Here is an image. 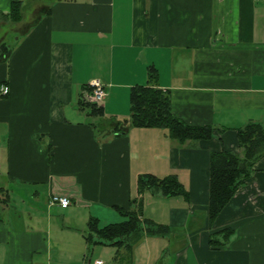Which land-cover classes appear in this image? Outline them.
Returning <instances> with one entry per match:
<instances>
[{
    "label": "crops",
    "instance_id": "crops-1",
    "mask_svg": "<svg viewBox=\"0 0 264 264\" xmlns=\"http://www.w3.org/2000/svg\"><path fill=\"white\" fill-rule=\"evenodd\" d=\"M1 26L12 30L0 35V264H264V157L209 221L211 154H238V130L264 123V0H0ZM151 69L173 115L212 139L97 135L91 83L105 86L104 117L122 121ZM146 175L176 176L189 194H142L141 220L170 232L131 254L89 245L90 220L125 222L118 209L137 207Z\"/></svg>",
    "mask_w": 264,
    "mask_h": 264
},
{
    "label": "trees",
    "instance_id": "trees-1",
    "mask_svg": "<svg viewBox=\"0 0 264 264\" xmlns=\"http://www.w3.org/2000/svg\"><path fill=\"white\" fill-rule=\"evenodd\" d=\"M21 3L12 5L8 17L12 21L22 18ZM7 51V46L1 47ZM158 74L155 69L149 72V84L136 86L130 95V117L122 121L107 119L101 107L86 103L90 115L100 117L99 125H91L97 135L106 133L110 136H123L134 128L166 129L170 138L180 145L189 141L212 139L214 128L189 126L175 117L171 108V97L158 85ZM90 89V88H89ZM91 90V89H90ZM240 152L212 153L210 156V200L209 221L213 224L223 209L234 198L240 188L252 177L255 164L264 157V123L250 122L238 130ZM140 200L134 210L129 212L118 209L127 218L123 223L99 228L98 220L91 219L88 227L87 242L89 245H110L131 254L132 249L145 234L164 236L170 232L167 226L151 220H141L143 212L142 194L150 191L164 197L189 194L176 176L157 178L151 175L141 176L138 180ZM215 244L214 241H211Z\"/></svg>",
    "mask_w": 264,
    "mask_h": 264
},
{
    "label": "built area",
    "instance_id": "built-area-1",
    "mask_svg": "<svg viewBox=\"0 0 264 264\" xmlns=\"http://www.w3.org/2000/svg\"><path fill=\"white\" fill-rule=\"evenodd\" d=\"M90 86L92 89V93L88 96V102L100 107L104 103L106 96H107L105 86L99 80L93 81ZM0 94L4 96L8 95L9 87L5 85H1ZM52 203L58 204L63 208H67L71 205V201L68 198H63V197H53ZM91 264H105V263L103 261L97 260Z\"/></svg>",
    "mask_w": 264,
    "mask_h": 264
},
{
    "label": "rangeland",
    "instance_id": "rangeland-1",
    "mask_svg": "<svg viewBox=\"0 0 264 264\" xmlns=\"http://www.w3.org/2000/svg\"><path fill=\"white\" fill-rule=\"evenodd\" d=\"M29 8V7H28ZM33 14L35 15H37V13H34V10H27V14H25V17L27 18V19H29L30 18V16H33ZM35 15V16H36ZM23 19V14H22V18H21V20ZM20 20V21H21ZM20 21H13L14 23H15V27L13 28V30L14 29H17L18 28V22H20ZM10 26H7V27H4V28H2V26H1V28H0V35H3L4 33H7V32H9V31H11L12 29L11 28H9Z\"/></svg>",
    "mask_w": 264,
    "mask_h": 264
}]
</instances>
